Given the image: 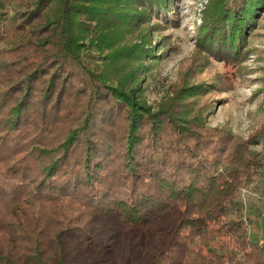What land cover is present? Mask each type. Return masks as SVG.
<instances>
[{
    "label": "trees",
    "instance_id": "trees-1",
    "mask_svg": "<svg viewBox=\"0 0 264 264\" xmlns=\"http://www.w3.org/2000/svg\"><path fill=\"white\" fill-rule=\"evenodd\" d=\"M172 2L0 0V54L17 55L0 56V161L16 156L0 167V264H264V245L232 218L238 187L264 166V121L246 139L204 136L193 97L217 88L206 81L184 80L155 109L144 100ZM263 5L209 0L197 53L240 62ZM211 224L226 229L219 245Z\"/></svg>",
    "mask_w": 264,
    "mask_h": 264
},
{
    "label": "rangeland",
    "instance_id": "rangeland-1",
    "mask_svg": "<svg viewBox=\"0 0 264 264\" xmlns=\"http://www.w3.org/2000/svg\"><path fill=\"white\" fill-rule=\"evenodd\" d=\"M208 2L209 0H173L172 9L166 15L169 20L173 19V22L166 24L161 21V17L157 19L163 23L164 28L159 35L157 33L153 35L152 43L154 44L161 35L167 45L161 49L164 50L160 53L161 58L146 61L149 71L145 75L142 86L144 100L148 106L155 109L163 100L173 96L176 87L180 86L184 80L214 83L217 88L193 97L194 108L201 111L203 119L204 128L199 127L198 130L206 131L204 136L209 133L210 128L221 133L228 131L233 135V139H246L264 121V5L256 11L252 24L244 34L245 42L242 48L244 57L240 62L234 63L225 62L213 56L208 60L206 56L197 53L196 40L199 26L203 22L204 10ZM8 12L10 13L11 10ZM11 34L10 32L7 38L13 44L14 38ZM6 45L5 40L0 42V48ZM0 56L4 59H12L17 55L13 52H3ZM121 130L122 123L118 120L114 132L120 135ZM29 131L31 135L36 132L32 131L31 127ZM61 134L62 131L49 135L48 143L53 144L60 140ZM169 138L170 133L162 131L164 144ZM215 145L220 148L224 143L217 141ZM189 146L194 152H198L203 161L208 162L206 147L203 148L200 145L196 148L197 145L193 141H190ZM252 149L260 151L262 147L257 145L252 146ZM23 154L22 151L18 156ZM187 156L190 157L188 154ZM15 158L16 156H10L8 159H2L0 167L5 168L12 164L11 161ZM169 158L175 160L178 154L169 155ZM34 164V171L37 172L40 163ZM193 165L197 166L194 163ZM163 169L168 170L165 173L171 171L168 165ZM214 171L217 172V170ZM178 174L183 176L182 169ZM145 188L147 186H144ZM81 204L83 201L79 203ZM232 218L241 220L247 239L257 242L260 238H264V166L252 174L250 183H242L238 187ZM224 220L225 218L221 221ZM210 230L214 231L209 234L217 236L216 240L210 241L211 245H219L221 241L226 240L225 228L211 224ZM135 232L140 236L142 230L137 229ZM199 243L202 244L201 239L194 237L193 243L189 246L199 248ZM232 247V244L228 247L223 244L221 250L229 251Z\"/></svg>",
    "mask_w": 264,
    "mask_h": 264
},
{
    "label": "built area",
    "instance_id": "built-area-1",
    "mask_svg": "<svg viewBox=\"0 0 264 264\" xmlns=\"http://www.w3.org/2000/svg\"><path fill=\"white\" fill-rule=\"evenodd\" d=\"M257 242L259 245H264V238H260Z\"/></svg>",
    "mask_w": 264,
    "mask_h": 264
}]
</instances>
